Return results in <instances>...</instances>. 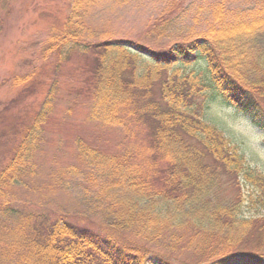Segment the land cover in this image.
Returning a JSON list of instances; mask_svg holds the SVG:
<instances>
[{
    "label": "trees",
    "instance_id": "16d2710c",
    "mask_svg": "<svg viewBox=\"0 0 264 264\" xmlns=\"http://www.w3.org/2000/svg\"><path fill=\"white\" fill-rule=\"evenodd\" d=\"M8 1L0 0V33ZM141 1L67 0L61 25L43 33L40 49L42 61L55 60L56 73L74 54L92 59L89 120L150 125L141 155L103 153L77 138L79 165L47 176L50 191L83 198L84 215L98 218L107 237L10 205L11 186H26L40 172L52 84L0 171V264H169L163 253L151 260L141 241L192 253L196 264H264L262 251L245 247L256 224L242 211L246 204L264 208V174L205 116L208 103L219 99L264 130L258 98L235 79L255 86L264 101V0H198L192 10L193 0H165L133 39L119 21ZM186 34L187 41L173 40ZM118 233L140 242L117 245L108 235Z\"/></svg>",
    "mask_w": 264,
    "mask_h": 264
},
{
    "label": "rangeland",
    "instance_id": "374dc122",
    "mask_svg": "<svg viewBox=\"0 0 264 264\" xmlns=\"http://www.w3.org/2000/svg\"><path fill=\"white\" fill-rule=\"evenodd\" d=\"M164 1L142 0L140 8L128 11L131 12L129 19L126 18L124 23L119 21V25L127 27L125 31L130 38L140 37L146 21L160 13ZM7 3L11 13L3 18L4 26L0 33V171L7 167L23 130L31 123L52 84L56 89L53 112L43 128V150L38 154L40 172L36 179H27L26 186H11L10 205L16 206L21 212L46 213L52 219L63 218L104 237L106 235L98 227L99 219L84 215L83 198L73 192L50 191L47 176L50 172L59 171L57 169L60 167L79 165L74 147L77 138L103 153L130 150L141 155L142 147L150 137V125L144 120H127L126 126H111L89 120L90 72L93 63L90 57L74 54L60 67L58 73L55 72L54 59L41 60L43 33L50 26L61 25L67 0H10ZM197 4L198 0H193L191 10ZM197 32L191 28L192 36ZM191 35H181L173 40L187 41ZM173 40L157 43L154 47L159 50ZM25 76H29L27 82L16 85ZM235 79L243 91L258 98L264 115V101L258 97L255 86ZM151 97H158V93L152 92ZM124 116L127 117V113ZM205 116L224 134L232 137L229 139L234 144H239L251 167L264 174V130L252 126L246 117L223 105L219 99L208 103ZM242 211L246 217L254 218L252 222L256 224L245 247L264 254V208L246 204ZM108 237L120 246L139 241L128 233L111 234ZM141 243L150 250L153 261L160 258L156 253H163L169 264H189L190 257L191 264H196L192 253L191 256L181 255L146 241Z\"/></svg>",
    "mask_w": 264,
    "mask_h": 264
}]
</instances>
